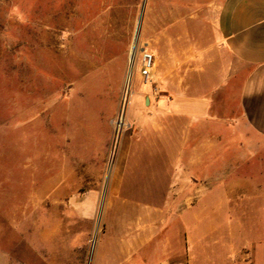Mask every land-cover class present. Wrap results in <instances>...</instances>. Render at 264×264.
<instances>
[{"label": "rangeland", "instance_id": "rangeland-1", "mask_svg": "<svg viewBox=\"0 0 264 264\" xmlns=\"http://www.w3.org/2000/svg\"><path fill=\"white\" fill-rule=\"evenodd\" d=\"M222 1L0 0V264H114L120 248L101 236L116 207L158 206L174 195L173 75L180 62L183 72L196 67ZM37 12L50 46L38 75ZM145 50L155 59L148 83L140 76ZM259 166L255 185L243 189L249 197L203 190L208 219L224 231L217 238L246 249L221 264H264Z\"/></svg>", "mask_w": 264, "mask_h": 264}, {"label": "crops", "instance_id": "crops-1", "mask_svg": "<svg viewBox=\"0 0 264 264\" xmlns=\"http://www.w3.org/2000/svg\"><path fill=\"white\" fill-rule=\"evenodd\" d=\"M212 28L196 67L183 72L180 62L173 75L175 193L158 206L116 207L101 236L112 235L120 248L114 264H221L246 252L217 238L224 231L208 219L203 190L249 197L243 189L255 185L251 172L264 165V0H223Z\"/></svg>", "mask_w": 264, "mask_h": 264}, {"label": "bare ground", "instance_id": "bare-ground-1", "mask_svg": "<svg viewBox=\"0 0 264 264\" xmlns=\"http://www.w3.org/2000/svg\"><path fill=\"white\" fill-rule=\"evenodd\" d=\"M68 5V4H67ZM66 5V6H67ZM39 11V10H38ZM58 11V10H57ZM65 11V10H64ZM43 12V11H42ZM55 12V11H54ZM67 12V11H66ZM63 13V12H62ZM55 15V14H54ZM64 15V14H63ZM68 15V14H67ZM66 15V16H67ZM65 17V16H64ZM35 20H34V24L33 25V35H34V59H35V68L37 75L39 74L40 70L42 69L41 66V55L43 53H48V47L49 46V41L47 39H45V35L47 34V30L45 27L46 21L43 19V17L41 16L40 13L37 12V15H35ZM59 18V17H57ZM56 18V20H57ZM59 22V20H58ZM58 27V26H57ZM51 30V29H50ZM55 30V29H54ZM53 30V31H54ZM58 32V30L56 31ZM52 33V32H51ZM49 36V35H48ZM58 36V35H57ZM58 38V37H57ZM59 40V39H58ZM56 41V40H55ZM57 42V41H56ZM56 44V43H55ZM58 44V43H57ZM53 46V45H52ZM52 51V50H51ZM50 52V51H49ZM62 52V51H61ZM135 48L132 50L131 53V58H132V62L134 61L133 59L135 58ZM47 61V60H46ZM46 63V62H45ZM132 67V66H131ZM132 71V70H131ZM35 72V73H36ZM43 72V71H42ZM46 72H50L47 68H46ZM36 76V75H35ZM38 77V76H37ZM36 77V78H37ZM45 77V76H44ZM39 80V79H38ZM46 80V79H44ZM35 81V80H34ZM40 81V80H39ZM38 81V84H40V82ZM131 82V74L129 75L128 78V86L130 85ZM37 83V82H36ZM45 84V83H44ZM56 84V83H55ZM47 85V84H46ZM40 91V90H39ZM44 90H41V92H43ZM42 94V93H41ZM44 97L43 102L39 103V109L42 110V114L43 115H47L49 113V104H48V98L49 96L47 95V89L44 91ZM40 96V93H39ZM39 100V99H38ZM44 117V116H43ZM19 119L23 120L24 119V110H23V102H21V108L19 111Z\"/></svg>", "mask_w": 264, "mask_h": 264}, {"label": "built area", "instance_id": "built-area-1", "mask_svg": "<svg viewBox=\"0 0 264 264\" xmlns=\"http://www.w3.org/2000/svg\"><path fill=\"white\" fill-rule=\"evenodd\" d=\"M154 56L148 51H144L142 54V67L140 69V76L142 79L148 83L152 77V72L154 69Z\"/></svg>", "mask_w": 264, "mask_h": 264}, {"label": "water", "instance_id": "water-1", "mask_svg": "<svg viewBox=\"0 0 264 264\" xmlns=\"http://www.w3.org/2000/svg\"><path fill=\"white\" fill-rule=\"evenodd\" d=\"M145 5H146V2H144V4H143V9H142L141 17H140L139 23H138V28H137V33H136V36H135V43H134V46L135 47L137 45L138 38H139V35H140V27H141V22H142L143 14H144ZM149 102H150V99L147 98V103H149ZM121 124H122V122L120 121L119 125H121Z\"/></svg>", "mask_w": 264, "mask_h": 264}]
</instances>
